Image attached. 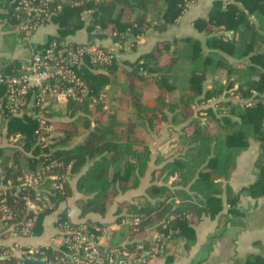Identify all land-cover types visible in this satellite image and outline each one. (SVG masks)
<instances>
[{
  "label": "trees",
  "instance_id": "1",
  "mask_svg": "<svg viewBox=\"0 0 264 264\" xmlns=\"http://www.w3.org/2000/svg\"><path fill=\"white\" fill-rule=\"evenodd\" d=\"M74 1L81 4H61L60 0H34V4H45L50 14L49 21L56 26L59 38L73 36L83 29L89 33L98 30L107 35L130 34L138 38L145 32L148 25L146 16L155 3V0ZM4 2L12 5L13 9L17 6V0ZM163 2L165 11L158 18L166 25H173L194 0ZM24 19L21 10L13 13L11 22L16 30ZM41 21L36 18L32 23L40 24ZM194 27L204 33L205 41L182 39L188 45L187 50L176 47L178 40L159 42L133 63L119 62L115 58L106 66L91 64L84 56L76 71L88 86L89 97L105 96V88L112 82L111 76L124 77L126 90L114 99L113 107L107 106L106 101L89 108L88 100L82 103L69 100L63 108L69 121L63 120L58 113L62 109H54L52 102L47 104L45 118L55 131L47 148L36 140V118L25 110L14 116L8 115L3 98L0 105V138H4L6 144L0 145V185L7 181L17 185V177L22 171L33 172L56 162L68 173V178L78 176L75 191L82 197L75 201V206L79 219H85L89 214L103 217L117 196L139 187L151 156L143 137L161 131L179 117L181 122L189 121L182 129L184 148L178 150L175 158L154 175H164L162 181H167L169 177L176 180L169 185H152L147 190V197L154 202L120 205L115 223L137 217L140 220L139 231L134 233L129 227L125 233L113 234L108 247L133 251L138 242L148 247V234L157 232L165 238L160 242L162 253L159 259L170 263L174 255L168 246H182L187 252L196 239L194 227L204 217L217 219L218 228L225 229L231 219L241 215L237 207L243 191L254 198L264 196L263 145L255 162L257 180L236 194L229 187L221 188V181L229 178L237 156L247 149L249 141L256 139L264 142V0H229L225 6L217 0L208 18L196 20ZM214 28H221L223 33L216 35ZM227 32H231L232 36H227ZM17 36L23 38L18 31ZM51 45L48 43L45 47ZM78 45L83 44L65 47ZM58 47L61 49L63 46ZM205 49L215 54H206ZM219 53L247 62L243 68L218 63L227 75L238 77L228 80L226 88L213 83L211 89H205L213 57ZM162 57L165 58L163 64ZM20 64L19 61L3 60L0 76L18 75ZM123 66L128 69H122ZM185 68H189L186 91L174 99L173 93ZM237 83V89L229 93ZM144 85L158 89V97H155L156 92H145ZM225 92L226 97L234 96L237 102L229 100L199 113L195 111L196 106L206 105ZM0 96L4 97V86L1 84ZM223 110L229 115L219 119ZM202 113V117L207 119L205 123L199 119ZM75 117L80 119V128L73 124ZM194 117L198 119L194 120ZM211 123H217V127H212ZM81 136L82 139L77 141ZM50 183V180L46 181L43 187L48 190ZM14 193L33 196L35 189L28 185L21 186V189L18 186L0 188V200L4 199L13 213L12 219L1 223L5 233L18 229V223L33 217L26 210L24 201L15 197ZM223 194L228 206L225 214H222ZM72 196L73 190L68 183L64 195L50 190L49 199L58 208ZM52 212L46 210L34 217L30 236L42 234L44 219ZM58 217V223L68 220L65 211ZM88 223L94 222L81 224ZM94 224L106 227L101 223ZM71 225L78 227L80 224ZM38 249L39 253L30 259L26 257V250L19 257L4 259L0 264H33L57 254L52 248ZM239 264H264V256L250 254Z\"/></svg>",
  "mask_w": 264,
  "mask_h": 264
},
{
  "label": "crops",
  "instance_id": "2",
  "mask_svg": "<svg viewBox=\"0 0 264 264\" xmlns=\"http://www.w3.org/2000/svg\"><path fill=\"white\" fill-rule=\"evenodd\" d=\"M217 0H194L190 3L187 10L177 19L173 25H166L158 18L165 11L163 0H155L153 6L146 16L147 27L143 35L138 38H133L130 34H110L107 35L100 31L87 32L80 30L75 35L66 38H59L57 28L49 20L43 22L33 35L28 40H20L17 36V30L11 22V16L14 13L12 5H7L4 0H0V53L1 41L5 34H13L16 40V45L6 49V53L2 56L6 60L20 62L32 54L41 52L48 43H55L60 46L69 44H92L97 45L115 52L119 62H135L142 54L150 51L159 42H172L178 40L176 47L180 50H187L188 45L181 41L182 39L199 40L202 43L205 41V35L199 32L194 27V22L198 19L206 20L211 12L213 3ZM225 2V0H220ZM136 16V15H135ZM255 20V19H254ZM253 20V21H254ZM255 22V21H254ZM8 30V32H6ZM216 35L223 33L221 28H214ZM231 37V32L226 33ZM206 54H215L214 51L204 50ZM166 56V55H165ZM220 56V57H219ZM163 58V59H162ZM160 59L161 63H165V58ZM214 63L211 67L210 74L205 83V89H211L216 83L217 86L227 87L228 80L237 79V75H227L223 68L218 66V63H228L234 67L243 68L247 62L244 59H237L219 53L215 55ZM218 67V69H217ZM127 70L128 67H122ZM189 68H185L184 74L177 83V89L173 93L174 99H178L180 95L186 91V81ZM112 82L105 88V101L107 106H114V99L124 94L126 90V81L124 77L114 76ZM238 83L233 89L236 90ZM145 92L155 93L154 88L144 85ZM233 100L237 102L234 96L226 97V92L218 99L209 101L206 105L196 106L195 111L198 113L206 108L215 107L221 102ZM224 109V108H222ZM225 110V109H224ZM223 110L222 114L227 113ZM203 113L199 115V119ZM225 115H229L228 113ZM198 117H194V120ZM203 123V122H202ZM189 124L177 120L169 122L165 125L157 135H146L148 139L147 145L150 149L151 156L147 170L141 178L140 185L135 190L127 191L117 196L110 205L106 214L101 217L97 214H89L85 219H79V211L75 206V201L82 196L75 191V183L78 176L69 178V185L73 190V196L65 200L59 207L45 217L43 223V232L38 237L33 236H16L13 233H5L3 226L0 223V261L7 259L2 255L7 250H13L12 258L19 257L25 250L37 249L40 247H56L57 242L54 240L60 236L58 230L59 214L69 212L67 218L73 224H81L83 222H94L106 225L108 233L106 236L99 239V245L102 249L109 246L110 240L114 235H119L126 232L127 225L115 223L117 220V209L122 204H130L137 202L150 201L147 197V190L152 185H169L176 178L169 177L167 181H162L164 175L158 177L155 173L164 168L166 164L171 162L176 155V152L184 148L185 138L182 137L183 127ZM83 136L77 139L81 140ZM4 138H0V145H5ZM264 146V142L256 139H251L247 149L243 150L235 160V166L231 171L229 178L221 181V188L229 187L233 193H239L245 188L252 185L257 180V170L255 162L259 155L260 146ZM86 168L83 170V172ZM225 214L228 210L225 194L222 195ZM150 202H154L151 200ZM238 210L241 213L229 222L225 229L218 228V220L204 217L197 225H195L196 239L191 248L186 252L182 246H175L176 252L170 251L174 255L172 262L167 263L165 260L158 259L148 264H239L246 260L250 254L264 256V196L251 197L249 192L243 191L240 196ZM150 234V233H149ZM174 245V244H173ZM168 247L172 248L170 244ZM174 248V249H175Z\"/></svg>",
  "mask_w": 264,
  "mask_h": 264
},
{
  "label": "built area",
  "instance_id": "3",
  "mask_svg": "<svg viewBox=\"0 0 264 264\" xmlns=\"http://www.w3.org/2000/svg\"><path fill=\"white\" fill-rule=\"evenodd\" d=\"M228 2L229 0H225L224 6ZM60 3H70L72 6L81 4V2L74 0H60ZM57 8L60 9V6ZM19 10L25 16V19L17 27V31L23 34V38L20 40H28L43 22L49 20L50 14L47 12L45 4L35 5L34 0H17L14 12ZM36 18L42 20L40 24L32 23ZM62 53L64 57H62ZM84 56L88 57L91 64L99 66L109 65L115 58L117 59L114 51L97 45L83 44L73 48L62 47L59 49L58 45L55 46L52 43L51 46L45 47L41 52L32 54L20 61L18 75L0 76V84L4 86V97L0 96V105H2L4 98L8 115L14 116L20 110H25L35 117L38 123L35 130L36 140L44 148L48 147L51 142L50 139L55 135L53 127L47 123L45 118L46 104L52 102L56 106L64 108L69 100L78 103L88 100L89 108H93L95 104L105 101L104 95L89 97V88L76 71ZM48 180L51 183L47 190L43 185ZM68 182V173L63 170L60 164L53 162L33 172L22 171L17 177V185L11 181L1 184V189L13 188L14 186L21 189V186L25 185L35 189L33 196L13 194L24 201L26 210L30 211L33 217L24 223H18L20 227L18 229L13 228L10 233L16 236H29L35 216L46 210L55 211L57 209L56 203H52L49 199L50 190H55L64 195ZM69 216L70 214L67 212L66 218ZM12 217L13 213L7 207L5 200H0V223L3 220L12 219ZM121 224L127 225L128 228H132L134 233H137L140 220L137 217L132 220L124 219ZM58 230L60 236L54 240L57 242L56 247H45L56 250L57 254L50 258L44 257L42 262L33 264H148L159 259V255L162 253L160 242L165 240L162 234L153 232L148 234L146 238L149 242L148 247L138 242L133 251L120 247L102 249L99 245V239L107 235L108 229L106 227L94 223L73 227L71 222L67 220L58 223ZM11 251L13 250L5 251L2 256L12 258L13 252ZM27 251V259L39 253L38 248Z\"/></svg>",
  "mask_w": 264,
  "mask_h": 264
},
{
  "label": "rangeland",
  "instance_id": "4",
  "mask_svg": "<svg viewBox=\"0 0 264 264\" xmlns=\"http://www.w3.org/2000/svg\"><path fill=\"white\" fill-rule=\"evenodd\" d=\"M6 32H8V30H6ZM1 42H2V43H1V47H3V49H2V52L0 53V63H1L3 60H6L2 55H3L4 53H6V49L9 48V46H10L11 48H13V47L16 45V40H15V37H14L13 34H5V35L3 36V41H1ZM146 92H148V91H146ZM155 92H156L155 97H158L159 94L157 95V92H159V90L155 88ZM154 94H155V93H154ZM161 94L163 95V93H161ZM52 107H53L54 109H56V110H59V109L62 108V107L60 108V107L56 106L54 103L52 104ZM58 113H60V115L62 116L61 118H62L63 120L69 121V120L66 119L65 116H64L63 108H62L61 111H58ZM225 114H227V113H225ZM225 114H221V115L219 116V119L222 118L223 116H225ZM73 120H74V121H73ZM72 121H73V124H74L75 126H77V127L80 128L81 123H80V119H79L78 117L73 118ZM211 126L216 128V127H217V123H211ZM62 128H63V127H62ZM158 133H159V131H156L153 135H157ZM80 134H84V131H80ZM142 140L145 141L146 143H147V141H148V139H145L144 137H143ZM174 248H175V245H172V248H171V251H172V252H176V248H175V249H174Z\"/></svg>",
  "mask_w": 264,
  "mask_h": 264
},
{
  "label": "water",
  "instance_id": "5",
  "mask_svg": "<svg viewBox=\"0 0 264 264\" xmlns=\"http://www.w3.org/2000/svg\"><path fill=\"white\" fill-rule=\"evenodd\" d=\"M54 45L57 46V42H55ZM62 57H64V54H63V53H62ZM46 106H47V104H46ZM201 121H202L203 123H205V119H202Z\"/></svg>",
  "mask_w": 264,
  "mask_h": 264
}]
</instances>
